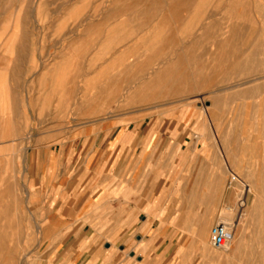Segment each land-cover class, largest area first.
I'll use <instances>...</instances> for the list:
<instances>
[{
    "label": "rangeland",
    "instance_id": "obj_1",
    "mask_svg": "<svg viewBox=\"0 0 264 264\" xmlns=\"http://www.w3.org/2000/svg\"><path fill=\"white\" fill-rule=\"evenodd\" d=\"M102 20L123 24L108 30L122 31L124 43H155V63L138 66L157 72L191 53L194 75H209L205 99L221 89L228 121L225 134L211 135L223 170L212 173L234 199L221 213L209 203L208 219H193L188 233L156 235L148 177L133 186L121 218L79 211L78 169L103 153L95 134L71 133L78 101L94 86L91 47ZM0 174V264H79L109 252L126 264H156L162 242L206 244L171 252L184 254L179 264H264V0H0ZM224 220L240 222L239 241L216 249L211 229Z\"/></svg>",
    "mask_w": 264,
    "mask_h": 264
},
{
    "label": "crops",
    "instance_id": "obj_2",
    "mask_svg": "<svg viewBox=\"0 0 264 264\" xmlns=\"http://www.w3.org/2000/svg\"><path fill=\"white\" fill-rule=\"evenodd\" d=\"M106 23L99 22L98 28L103 29L93 35L96 66L89 73L94 86L86 90L87 102L74 103L80 108L79 118L74 119L79 125L71 134H95V147L103 153L102 162L78 169L79 189L74 196L80 200L79 211L82 216L93 213L95 219L118 212L121 218L127 214L133 186L148 177L156 186V195L146 206L156 218V235L188 233L185 229L192 227L193 219L199 217L201 226L202 219H208L209 203H216L215 210L221 213L234 199L225 189L223 175L212 173L223 170L211 135L225 134L228 121L221 89H216L215 98L205 99L209 75H194L191 53L170 57L168 66L157 72L155 65L138 66L147 60L155 63V43H124L122 31L108 30L123 24ZM125 60L128 65L122 66ZM197 98L205 100V106ZM148 228L144 226L145 231ZM205 247V243H156V264L182 263L184 254L174 257L171 252H202ZM117 255L109 252L103 259L89 258L79 264H126Z\"/></svg>",
    "mask_w": 264,
    "mask_h": 264
},
{
    "label": "built area",
    "instance_id": "obj_3",
    "mask_svg": "<svg viewBox=\"0 0 264 264\" xmlns=\"http://www.w3.org/2000/svg\"><path fill=\"white\" fill-rule=\"evenodd\" d=\"M235 180V178H233ZM231 236L224 222L215 224L211 229V244L216 249L225 250L229 247Z\"/></svg>",
    "mask_w": 264,
    "mask_h": 264
},
{
    "label": "bare ground",
    "instance_id": "obj_4",
    "mask_svg": "<svg viewBox=\"0 0 264 264\" xmlns=\"http://www.w3.org/2000/svg\"><path fill=\"white\" fill-rule=\"evenodd\" d=\"M189 20V19H188ZM124 40V39H123ZM187 59V58H186ZM166 72V71H165ZM167 72H168V70H167ZM169 74V73H168ZM170 75V74H169ZM168 78H170V77H168ZM165 80H167V78L165 79ZM170 80V79H169ZM168 81V80H167ZM166 82V81H165ZM169 82V81H168ZM167 82V83H168ZM170 83V82H169ZM166 85V84H165ZM168 86V85H167ZM167 86H166V88H167ZM10 142V141H9ZM25 170V169H24ZM1 175V174H0ZM1 180V179H0ZM247 187V186H246ZM1 189V188H0ZM10 189H12V187L10 188ZM248 190H249V188H248ZM9 191V190H8ZM7 195H8V192H7ZM248 195V194H247ZM10 196V195H9ZM8 196V197H9ZM2 198V197H1ZM10 198V197H9ZM245 198V197H244ZM1 200V199H0ZM7 200L8 201H10L8 198H7ZM13 200V199H12ZM14 201V200H13ZM9 203V202H8ZM12 203V202H11ZM7 206V205H6ZM3 207H1V209H2ZM12 209H13V207H12ZM12 209L10 210L9 208H8V210H10V211H12ZM3 211V210H2ZM6 211V210H5ZM7 213V212H6ZM10 213V212H9ZM252 213V212H251ZM6 215V214H5ZM1 217V216H0ZM6 218H7V216H5ZM11 217V216H10ZM9 218V217H8ZM1 219V218H0ZM9 220H10V218H9ZM224 223H225V225L227 226V228H228V230H229V233H230V236H231V239H232V244L233 245H235L238 241H239V238H238V226L240 225V222L239 221H234V222H230V221H227V220H224L223 221ZM1 242H2V240H0ZM9 241V240H8ZM7 245H8V242H7ZM2 247V246H1ZM0 247V248H1ZM4 248V247H3ZM7 248V247H6ZM11 249V248H10ZM9 249V250H10ZM5 250V249H4ZM8 250V249H7ZM8 253H9V251H8ZM8 253H5L6 255H8ZM10 255V254H9ZM8 255V256H9ZM5 256V255H4ZM2 257V258H5V257ZM10 257H8V259H9ZM5 259H7V257L5 258ZM7 259V260H8ZM6 260V261H7ZM4 261V260H3Z\"/></svg>",
    "mask_w": 264,
    "mask_h": 264
}]
</instances>
